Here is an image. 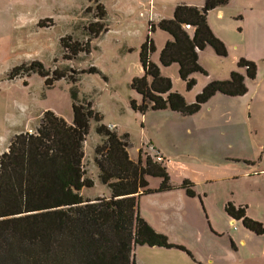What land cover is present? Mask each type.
<instances>
[{
	"label": "rangeland",
	"instance_id": "374dc122",
	"mask_svg": "<svg viewBox=\"0 0 264 264\" xmlns=\"http://www.w3.org/2000/svg\"><path fill=\"white\" fill-rule=\"evenodd\" d=\"M204 1L99 0L107 11L104 24L108 32L96 39L88 30L90 23L98 22L96 1L0 0V156L7 151L16 134L36 133L48 110L71 122L74 119L72 93L75 91L78 102L92 103L102 117V124L114 126L116 129L112 131L123 136L129 134L134 158H138L140 149L149 150L148 140L153 138L168 153L175 167L177 162L185 163L183 170L195 179V197L188 196L184 189V200L168 196L170 194L165 197L163 192L151 193L142 197L141 207L158 229L167 232L164 234L170 243L183 245L188 252L137 246L136 264H210L211 260L212 264H264V234L249 231L242 221H233L225 211L229 202L246 205L248 216L264 226V172L256 173L260 169L258 160L264 157V108L253 109L251 118L247 108L244 113L232 110L236 106L241 108L236 103H247L249 96L244 98L246 100L222 98L236 105L229 101L215 105L213 100L210 106L192 117L170 111H149L143 116L130 106L132 100L141 102L132 82L145 75L139 56L149 35L156 46L151 59L160 67L161 75L171 79L173 91L184 96L187 103L195 101L203 79L209 78L210 73L207 71L206 77L193 76L197 85L187 91L186 82L179 76V66L161 67L159 63L165 44H160L161 38L158 42L156 39L168 36L172 39V35L159 29L150 32L149 24L174 18L175 8L180 4L202 7ZM250 4L264 7V0L232 2L228 10L235 15L222 22L225 33H239L244 27L240 19L243 10ZM68 36L83 45L91 41L92 53L66 59L60 40ZM228 39L233 54L231 45L235 41L232 37ZM232 54L219 62L209 57L205 61L214 74L220 63L231 64ZM34 61H40L48 70L65 72L78 81L73 84L70 79H63L48 88L45 79L38 74L8 79L14 68ZM91 68L98 69L99 73L79 74ZM259 88V81L251 84L252 96ZM262 88L263 85L260 94ZM260 97L258 95L257 102ZM96 127L97 123L92 121L85 143V170L87 177L94 179L95 186L83 189V195L91 199L110 192L100 182L94 162V149L103 140ZM145 136L146 142L143 141ZM150 151L153 157L158 153L152 148ZM147 155L150 154H142V157L145 159ZM248 160L256 166H251ZM177 174L178 178L180 172ZM149 181L150 188L156 190L161 179L150 177ZM215 227L225 235L216 236ZM194 228L205 230L206 234L209 231L215 238L207 240L206 234L201 238Z\"/></svg>",
	"mask_w": 264,
	"mask_h": 264
},
{
	"label": "trees",
	"instance_id": "16d2710c",
	"mask_svg": "<svg viewBox=\"0 0 264 264\" xmlns=\"http://www.w3.org/2000/svg\"><path fill=\"white\" fill-rule=\"evenodd\" d=\"M92 1L97 2L98 22L90 23L88 30L97 39L108 32L104 24L107 11L99 0ZM230 1L205 0L201 8L180 4L174 18L149 24L150 32L159 29L172 35L173 41L165 44L159 61L163 67L179 66L187 91L197 85L194 74L208 75L199 63L201 51L211 47L222 58L229 55L226 45L209 27L208 14L228 6ZM188 24L190 30L184 27ZM60 42L66 59L92 53L91 41L83 45L68 36ZM155 51L154 39L149 35L139 56L145 75L132 82L142 103L132 100L130 106L142 115L169 109L194 116L217 93L243 97L249 92L246 79L254 81L258 73L253 61L240 59L238 68L245 69L246 75L234 71L228 80L211 81L189 104L173 91L171 79L163 77L160 67L151 60ZM86 72L99 70L91 68L79 74ZM31 74L44 78L48 88L63 79H70L73 84L78 81L57 69L48 70L40 61L14 68L8 79ZM72 95L74 119L70 123L48 110L36 133L16 134L0 156V264H136L135 249L144 245L188 252L183 245L172 244L167 235L155 231L140 215L139 203L143 195L176 189H184L188 196L195 197V184L184 180L180 186L173 185L160 152L144 159L141 151L139 160H132L129 134L121 137L110 130L101 123L102 117L91 102H78L75 91ZM92 121L97 123L96 131L103 138L94 149V162L100 182L111 192L110 198L89 200L81 194L84 188L95 186L84 165ZM159 157L162 161H158ZM149 177L161 179L158 189L149 188ZM225 211L233 220L242 221L249 231L264 234L263 224L248 216L246 205L229 202Z\"/></svg>",
	"mask_w": 264,
	"mask_h": 264
},
{
	"label": "crops",
	"instance_id": "0c3cea01",
	"mask_svg": "<svg viewBox=\"0 0 264 264\" xmlns=\"http://www.w3.org/2000/svg\"><path fill=\"white\" fill-rule=\"evenodd\" d=\"M233 1L234 0H231L230 3H229V5L226 6V7H224V8L221 7V8H218V9H215V10L211 11L208 14V23H209V25H210L209 27L211 28V30L213 31V33L218 38H220L221 41H223V43L227 46V48H228V50H229L230 53H231V51H230V47H229L230 45H228V42H229L228 41L229 40L228 38L232 37L234 39L235 43H232L233 45H231L232 46L231 47V50H233V52H234L233 54L232 53L231 54H232V56H233L234 59L232 60L231 64H229V65H226L224 63L223 64L220 63L219 68L213 74L212 71H211L210 66L205 61V58L206 57H209V59L217 60L219 62L220 59H225L226 57L225 58H222L221 56L217 55L216 52L211 47H207L206 49H204L203 51H201L199 53V55H200L199 63L204 67V69L206 71H208L210 73V77L209 78L203 79L201 91L211 81H214V80H220V81L228 80L230 78V75H232V73L234 71H237V72H239L241 74L246 75V70L245 69H239L238 68V62H239L240 59H243V58H245L247 60L253 61L257 65V71H258V73H257L256 79L254 81L253 80L246 79V84H247L248 88H250L249 89V92H247V94H245L243 97H237L236 98V97L225 96V95H221L220 93H217L204 106V107L210 106V102H212L213 100H214L213 101L214 102L213 104L218 105L219 103L220 104L221 103L223 104L222 101H229L230 102V100H223L222 98H224V99L234 98L236 100H239V99L246 100L244 98H246L247 96H249L250 99H249V101L247 103L246 102L244 103V101H242L243 103H236V104L241 105V108L238 107V106H236L232 110H234V111L236 110L239 113L240 112H243L244 113L245 112L244 109L247 108L248 109V117L251 118V116H252V112L251 111L253 109L255 110L257 107H263L264 108V7H257V6H255V4H250L249 7H246L243 10L244 13L241 16L242 18H240L242 20V23H243V26L244 27H242V28H240L238 30L239 33L234 34V31H233L231 33V35H229V33H225V31H223L224 28H222L221 25H223L222 22L225 21L226 17L232 16V14H234V13H232V12H230L228 10L230 7H232V2ZM213 20H214V23L215 24L212 22ZM157 21L160 22L161 19L160 20H157ZM146 25H147V23L144 22L143 23V26H146ZM189 33L191 35H193V31H190ZM228 36H230V37H228ZM160 38H161V41H160ZM156 40H157V42L160 41V44H166L168 41H171V40L173 41V38L171 39L170 36H168L167 38H164V39L162 37H158ZM156 40H155V42H156ZM230 53H229V55H231ZM159 63H160V61H159ZM160 66H161V64H160ZM161 67H163V66H161ZM196 75H198V74H194L193 76L196 77ZM149 81H150V79H149ZM258 81H259V85H260L259 91L257 92V94L255 93L252 96V92L253 91L251 92V84L252 83L253 84L254 83H257ZM260 82H262V83H260ZM262 85H263V88H262V91L263 92L260 94V92H261L260 89H261ZM250 92H251V94L249 95ZM258 95H260L261 97L259 98V100L257 102ZM139 97H141V96H139ZM141 103H142V97H141V102H138V104H141ZM230 103L233 104V105H236L234 101L233 102H230ZM204 107H202L201 110ZM212 110H213V107L210 108V111H212ZM164 111H170V110L167 109V110H164ZM157 112H160V111H157ZM172 113H176V112H172ZM145 115H143V116H145ZM67 122L70 123L69 121H67ZM117 129H118V124H117ZM117 133H118V131H117ZM126 134L127 133H125L124 135H126ZM118 135L121 136V137H123V134H119L118 133ZM145 139H146V136H145V138L143 140L144 142H146ZM148 141L150 142L151 145H153V147L156 150H158V152L161 153V156H163V158L165 160V165L168 168V173L170 175V178H171V181H172L173 185L180 186L184 180H190L191 182L195 181L194 178H191V176L188 175L187 173H185V170H183V167H186L185 166V163H183V162H177L176 163V167H175L174 166V162H170L169 157H168V153L161 146H159L157 143H155V141L153 140V138H150ZM129 143H130V140H129ZM144 145L145 144H143V146ZM130 149L131 148L129 147L128 151H129L130 158L132 160H134V161L137 162L139 160V154H142V152H143L144 149L143 150L142 149L139 150V154H138V158L137 159L134 158L131 155L132 153H131V150ZM263 153H264V150H263ZM143 154H152V152L149 150V151L143 152ZM263 158L264 157L261 156V158H259V160H258L259 165L257 167H260V169H258L256 173H259V172L263 173L264 172V167H261V165L264 163V159ZM248 161L250 162L251 166H253V165L256 166V163H254L253 161H251V160H248ZM177 172L178 173L180 172V176L178 178L176 177L178 175ZM98 174H99V172H98V169H97V175ZM149 179H150V177L148 178V180ZM149 183H150V181H149ZM158 184H159V187H160L161 182L158 183ZM157 188H158V186L155 187V189H157ZM171 192H175V193H171ZM163 193H164L163 195L165 197H167V195L170 194L168 196H170V197L176 196L175 198H177L178 200H181V199L184 200L185 197H186L183 189H176V190H173V191H170V192L166 191V192H163ZM81 194L83 195V190H82ZM98 197L110 198L111 197V192H109L107 195H101V196H98ZM98 197H96V198H98ZM142 197L140 198V203H139L140 215L145 219V221L149 225H151V227L155 231H157L158 233H162V234L167 233L165 230L158 229L156 227V225H154L155 223L153 221H151L152 220L151 217L147 216L143 212V210L141 208L142 207V203H143V198ZM96 198H93V199L86 198V199L95 200ZM236 206H242V205H236ZM194 230L195 231L198 230V233L201 235V238H203V234H206V233H204L205 230H200V229H197V228H194ZM217 230L218 229L216 227L213 230L216 233V236L222 237V236L225 235V234H222V232L217 231ZM206 235L207 236L204 237V238L207 239V240L212 241L213 238H215L212 233H209V231L207 232ZM201 238H199V240ZM206 263H208V262H206ZM209 263L212 264V260L209 261Z\"/></svg>",
	"mask_w": 264,
	"mask_h": 264
},
{
	"label": "built area",
	"instance_id": "2783aa9c",
	"mask_svg": "<svg viewBox=\"0 0 264 264\" xmlns=\"http://www.w3.org/2000/svg\"><path fill=\"white\" fill-rule=\"evenodd\" d=\"M184 27H185V29H189V30H190V26H189V24H188V25H185ZM108 128H109L110 130H114V129H115V127L112 126V125H109ZM150 148H153V147L150 146ZM158 161H162V158L159 157V158H158Z\"/></svg>",
	"mask_w": 264,
	"mask_h": 264
}]
</instances>
